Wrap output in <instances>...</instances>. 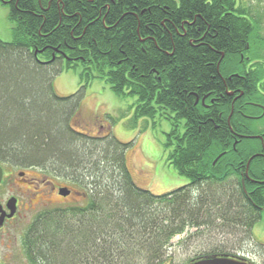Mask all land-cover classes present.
I'll list each match as a JSON object with an SVG mask.
<instances>
[{
	"label": "trees",
	"instance_id": "1",
	"mask_svg": "<svg viewBox=\"0 0 264 264\" xmlns=\"http://www.w3.org/2000/svg\"><path fill=\"white\" fill-rule=\"evenodd\" d=\"M1 2L14 26L10 41L0 38V161L66 177L87 195L34 218L24 237L32 264H166L173 238L191 227L230 226L253 239L264 185L246 172L258 177L264 167V134L251 129L264 117L255 104L264 105V35L249 6ZM66 69L79 71L80 86L60 95L53 79ZM232 71L245 79L223 78ZM95 79L137 97L136 122L170 121L167 160L189 183L156 194L135 181L126 157L131 142L117 138L110 123L94 134L81 116ZM216 254L237 255L215 247L189 262Z\"/></svg>",
	"mask_w": 264,
	"mask_h": 264
},
{
	"label": "rangeland",
	"instance_id": "2",
	"mask_svg": "<svg viewBox=\"0 0 264 264\" xmlns=\"http://www.w3.org/2000/svg\"><path fill=\"white\" fill-rule=\"evenodd\" d=\"M240 5L249 6L261 21L262 35H264V0H237ZM13 21L10 19V8L0 0V38L6 41L12 39ZM56 92L69 95L76 92L80 86V74L77 69H66L53 79ZM137 97L132 95L119 96L110 86L99 79H95L87 87L82 102L81 116L88 122L89 128L95 134L99 125L110 123L113 133L124 142H131L126 157L135 181L142 187L152 190L156 194L173 191L189 183V179L179 175L168 163L165 147L167 133L171 123L167 119L143 117L133 118L132 106ZM103 129V128H101ZM252 132L264 131V117L261 121L251 124ZM102 131V130H101ZM29 172L37 173L40 177L50 179L56 185L69 186L73 195L69 198H58L52 194V201L42 208L66 207L85 202L83 190L70 179L56 174H48L40 167H27ZM46 176V177H45ZM52 184H50V187ZM46 187V186H44ZM50 190V188H49ZM79 191L80 194L75 192ZM84 195V196H82ZM33 219V213L28 214L27 222ZM28 228V224L16 231L19 237L13 241L10 253L13 254L10 264H32L27 260L22 250L20 234ZM241 229L230 226H211L210 228L191 227L184 233L173 238L167 247L166 264H187L195 256L213 248L231 251L237 256L244 257L256 264H264V248L258 242L264 243V213L253 228V239L246 240Z\"/></svg>",
	"mask_w": 264,
	"mask_h": 264
},
{
	"label": "flooded vegetation",
	"instance_id": "3",
	"mask_svg": "<svg viewBox=\"0 0 264 264\" xmlns=\"http://www.w3.org/2000/svg\"><path fill=\"white\" fill-rule=\"evenodd\" d=\"M4 2H9V0H4ZM235 74L243 77V79L246 77L245 74L234 71H232L230 75L223 74L222 76L229 80L232 78V75ZM223 81L225 82V80ZM255 104L260 105L264 109L263 104ZM261 136L264 144V135ZM262 155L264 156V153H262ZM260 170L262 175L258 177L252 175L250 177L249 172H246L249 180L253 181L256 187L264 185V167ZM50 184H52L51 187ZM62 188H67L65 191L70 190V193L62 194ZM75 193L80 194L79 191ZM83 193L86 195L84 191ZM52 194L62 199L69 198L73 195V189L67 185H56L52 180L40 177L37 173H34V171L29 172L27 167L0 161V264H10V259L13 256V254L10 253L11 244L13 241L17 242L19 238L16 231L23 229L27 224L28 227L31 225L34 218L44 209L42 208L43 205L52 201ZM30 213H33V219L30 223L27 222L26 224L27 216ZM27 231L28 228L20 234L22 239V250L24 252V237Z\"/></svg>",
	"mask_w": 264,
	"mask_h": 264
},
{
	"label": "water",
	"instance_id": "4",
	"mask_svg": "<svg viewBox=\"0 0 264 264\" xmlns=\"http://www.w3.org/2000/svg\"><path fill=\"white\" fill-rule=\"evenodd\" d=\"M248 137H259V135L257 136L250 135ZM252 158L250 160H252ZM249 164H250V161L248 162V166ZM65 189L67 188H62L61 190L62 194L70 193V190L65 191ZM187 264H253V263L241 256H234V255H229V254H219V255L216 254V255H211V256H205L197 260H192L188 262Z\"/></svg>",
	"mask_w": 264,
	"mask_h": 264
},
{
	"label": "bare ground",
	"instance_id": "5",
	"mask_svg": "<svg viewBox=\"0 0 264 264\" xmlns=\"http://www.w3.org/2000/svg\"><path fill=\"white\" fill-rule=\"evenodd\" d=\"M249 161H251V160H249Z\"/></svg>",
	"mask_w": 264,
	"mask_h": 264
}]
</instances>
